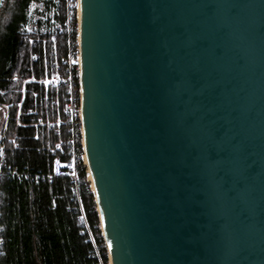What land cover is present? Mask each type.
Listing matches in <instances>:
<instances>
[{"label": "water", "instance_id": "95a60500", "mask_svg": "<svg viewBox=\"0 0 264 264\" xmlns=\"http://www.w3.org/2000/svg\"><path fill=\"white\" fill-rule=\"evenodd\" d=\"M80 5L111 264H264V0Z\"/></svg>", "mask_w": 264, "mask_h": 264}, {"label": "trees", "instance_id": "16d2710c", "mask_svg": "<svg viewBox=\"0 0 264 264\" xmlns=\"http://www.w3.org/2000/svg\"><path fill=\"white\" fill-rule=\"evenodd\" d=\"M31 1L1 0L0 85L6 92L0 94V102L21 99V84L10 85L5 79L16 75L25 78L31 74L28 38L50 35L40 29L27 32ZM56 3L54 17L66 22L67 0ZM76 3L77 0L72 1L73 37L77 36ZM56 38L62 57L67 53V32L57 33ZM15 113L13 107L9 138L15 137L18 147L9 144L8 174L0 183V264H100L93 241L101 246L105 239L95 193L87 182L81 143L76 145L77 180L66 174L54 175L56 159L62 162L74 160L73 150L68 145V128L64 129L62 150L51 153L49 146H54L60 139L55 132L48 134L42 127L34 126L16 128ZM37 119V116L24 118L32 122ZM13 171L18 175H12ZM101 253L107 263V250L102 248Z\"/></svg>", "mask_w": 264, "mask_h": 264}, {"label": "built area", "instance_id": "2783aa9c", "mask_svg": "<svg viewBox=\"0 0 264 264\" xmlns=\"http://www.w3.org/2000/svg\"><path fill=\"white\" fill-rule=\"evenodd\" d=\"M72 1L67 0L68 18L66 22L57 20L54 24V30L46 31L50 35L31 36L28 38L31 47V74L25 78L16 75L5 79L10 85L12 83L21 84L19 89L21 99L10 103L0 102V108L4 110V118L0 123V183L8 174L6 166L8 146L13 144L14 148L18 147L16 138H9L13 107L16 108L14 116L16 128L27 126L42 127L48 134L54 131L55 135L60 138L54 146H49L51 153L62 150L64 129L68 128V145L73 150L74 160L62 162L56 159L53 173L54 175H70L74 181L77 180L76 145L80 142L83 147L84 143L83 90L79 18L76 3L77 26L75 30L77 36L73 37L74 26L71 21ZM40 10L47 11V8L43 6V9ZM63 32H67L68 35V48L67 53L60 57L56 34ZM10 91L13 92L14 88H10ZM5 92L6 90L0 85V94H5ZM62 97H64V100H62ZM35 116L38 117L35 122L24 120L25 117L29 119ZM15 174L18 175L17 172L13 171L12 175ZM1 243L0 239V245ZM93 243L100 264H110L106 241L101 246L96 245L94 241ZM102 248L107 250V263H104L102 259Z\"/></svg>", "mask_w": 264, "mask_h": 264}, {"label": "rangeland", "instance_id": "374dc122", "mask_svg": "<svg viewBox=\"0 0 264 264\" xmlns=\"http://www.w3.org/2000/svg\"><path fill=\"white\" fill-rule=\"evenodd\" d=\"M43 1L45 2L47 0H43ZM42 2H38V7H36V2L31 3V7H30L29 12H28V14H29L28 22L26 24V30L29 33L38 31L39 29L42 31L44 30V32L49 31V30L50 31L54 30V24L58 20L57 17H54V13L57 12V3H53V5L52 4L45 5V4H43L44 2L43 3ZM42 5L47 8V11H44V10L38 11L39 9H43ZM1 15L2 14L0 11V16ZM3 118H4V110L2 108H0V123L3 120ZM83 163L85 165L84 160H83ZM87 173H88V167H87ZM88 181L89 180H87V182ZM89 182H88V184L90 185V189H91V182L90 183Z\"/></svg>", "mask_w": 264, "mask_h": 264}, {"label": "bare ground", "instance_id": "6f19581e", "mask_svg": "<svg viewBox=\"0 0 264 264\" xmlns=\"http://www.w3.org/2000/svg\"><path fill=\"white\" fill-rule=\"evenodd\" d=\"M80 13H81V5H80V0H78L77 1V14H78V18H80ZM79 29H80V25H79ZM82 158H83V160L85 162V165L87 166V158H86L85 153L83 154ZM87 180H89L91 182V189L94 190L93 178H92V175L90 174L89 171H88V179Z\"/></svg>", "mask_w": 264, "mask_h": 264}, {"label": "crops", "instance_id": "0c3cea01", "mask_svg": "<svg viewBox=\"0 0 264 264\" xmlns=\"http://www.w3.org/2000/svg\"><path fill=\"white\" fill-rule=\"evenodd\" d=\"M43 0H32L31 1V3L32 2H36V7H38V2H42ZM44 2V1H43ZM42 2V3H43ZM46 2V3H45ZM43 4H45V5H49V4H52L53 5V3H56L57 2V0H47V1H45ZM31 3H30V5H29V8H28V12H29V9H30V7H31ZM38 11H40V9L38 10ZM28 17H29V14H28Z\"/></svg>", "mask_w": 264, "mask_h": 264}]
</instances>
